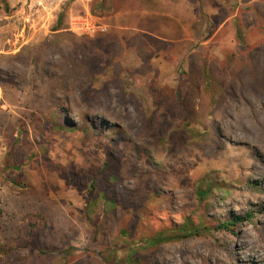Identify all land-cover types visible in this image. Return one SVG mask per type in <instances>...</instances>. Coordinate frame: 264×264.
Segmentation results:
<instances>
[{
    "label": "rangeland",
    "instance_id": "obj_1",
    "mask_svg": "<svg viewBox=\"0 0 264 264\" xmlns=\"http://www.w3.org/2000/svg\"><path fill=\"white\" fill-rule=\"evenodd\" d=\"M66 6L53 31L60 12L47 19L25 0H0V264H264V81L223 94L203 77L211 65L242 62L264 75V0ZM85 14L107 32H69L70 19ZM45 63L52 77L40 76ZM189 90L185 119L170 102ZM94 118L102 123L93 136L83 126ZM108 151L124 156L129 172L91 192ZM207 185L199 203L196 190ZM186 217L212 230L241 223L135 244L138 221L153 235Z\"/></svg>",
    "mask_w": 264,
    "mask_h": 264
},
{
    "label": "trees",
    "instance_id": "obj_2",
    "mask_svg": "<svg viewBox=\"0 0 264 264\" xmlns=\"http://www.w3.org/2000/svg\"><path fill=\"white\" fill-rule=\"evenodd\" d=\"M66 7L67 6H65L61 10L59 15L57 16V20L55 22L53 31H58L59 29H61L63 25V21H64V11ZM246 65L242 62L240 63L239 67H237L236 69H230L229 71H227L226 68L219 69L218 65H211L209 68L208 67L204 68L203 77H204L206 88L215 87L219 90H222L223 94H225V92L227 93V91L231 93L235 91L236 87L244 85V83L246 82L244 81L245 79H251L250 80L251 84L256 83V82L260 83L264 81V75H261L260 77L258 73H256L258 71L257 65L255 66V64H253L254 67L253 66L249 67ZM51 68L52 67L49 63L43 64L41 67L38 68L40 76L43 78L52 77L53 71ZM71 68L73 72L78 70L77 66L75 65H72ZM81 73H83L82 70H81ZM0 79H1V76H0ZM63 81H65V79ZM62 85H63L62 87L63 95L67 99L66 92H68L69 86L66 85V82H63ZM259 86H264V85L260 83ZM189 93H190V90L187 91V93L181 95L177 91L174 94L172 102H170V103L176 102L179 104V106L182 108L184 117H186L185 119L189 118V116L192 114V111H193V107L187 104V95ZM101 123L102 121H100V119L99 120L96 118L87 119L84 121L83 129H85L86 131V128H87L92 133L93 136L98 135L101 129V127L98 125H100ZM46 129H47V126L44 127V130ZM114 130L116 129L114 128ZM114 130L113 129L107 130L106 133L111 135L112 132H114ZM117 138L122 139L123 136L119 135ZM113 156H115L114 152L108 151V155H107L108 160L104 164V166L101 168L102 174L98 178L97 177L94 178L92 184H90L89 186V190L91 192H93L94 190V187H95L94 183L97 182L98 180L99 181L103 180L106 185V188H110L111 186L115 188L117 186L116 184L117 182L115 180L125 176V174L129 172V167L127 166L124 156L122 155H119L118 157H113ZM18 165L19 167L21 166V164H18ZM112 165H115L118 168L117 173H113V175L110 176L111 173L109 172L110 173L109 175L104 176V173H106V171L109 170L110 166ZM213 187H214L213 185H207L206 188L199 187L196 190V196H197L199 203H201L206 197V195L212 191ZM90 191H88L87 193L89 194ZM149 196H151L154 199H157L156 191L145 190L142 197L148 198ZM103 198L106 200L108 205H113V206L117 205L118 204L117 202L119 201L118 195L110 196L107 192L103 194ZM141 222L139 223L138 221L135 226L134 232L137 234V238H135V244L139 245L143 243L147 245L150 244V247H157L163 243H166L172 240H182V239L191 238V237L211 235L213 230L223 229L227 231H233L236 225L241 223V218L238 217L232 220H228L226 222H219V226L212 230L208 225H206V223H204L202 218H200V221L196 222L192 218L186 217L183 219V222L179 224L178 226H176L175 228L173 227V228H169L168 230H161L159 232H156V234H153V235L150 234L147 231V229H145L144 227H140V228L138 227V225L141 224ZM135 262H137V260Z\"/></svg>",
    "mask_w": 264,
    "mask_h": 264
},
{
    "label": "built area",
    "instance_id": "obj_3",
    "mask_svg": "<svg viewBox=\"0 0 264 264\" xmlns=\"http://www.w3.org/2000/svg\"><path fill=\"white\" fill-rule=\"evenodd\" d=\"M74 0H25L26 8L31 15L42 18H55L61 10ZM33 23V22H32ZM68 31L80 37L93 38L104 35L107 27L92 15L85 14L70 19Z\"/></svg>",
    "mask_w": 264,
    "mask_h": 264
},
{
    "label": "crops",
    "instance_id": "obj_4",
    "mask_svg": "<svg viewBox=\"0 0 264 264\" xmlns=\"http://www.w3.org/2000/svg\"><path fill=\"white\" fill-rule=\"evenodd\" d=\"M168 0H147V2H149L150 4L153 3V4H156V3H164ZM144 2L146 3V0H144ZM148 9L147 8H144V12H146Z\"/></svg>",
    "mask_w": 264,
    "mask_h": 264
}]
</instances>
